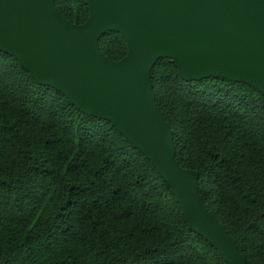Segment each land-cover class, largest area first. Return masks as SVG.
I'll use <instances>...</instances> for the list:
<instances>
[{
  "label": "trees",
  "instance_id": "1",
  "mask_svg": "<svg viewBox=\"0 0 264 264\" xmlns=\"http://www.w3.org/2000/svg\"><path fill=\"white\" fill-rule=\"evenodd\" d=\"M73 24L85 0H55ZM113 61L127 45L98 40ZM175 159L252 264H264V93L224 77L150 71ZM0 264H227L189 230L170 187L107 120L77 110L0 51Z\"/></svg>",
  "mask_w": 264,
  "mask_h": 264
},
{
  "label": "water",
  "instance_id": "2",
  "mask_svg": "<svg viewBox=\"0 0 264 264\" xmlns=\"http://www.w3.org/2000/svg\"><path fill=\"white\" fill-rule=\"evenodd\" d=\"M82 24L55 0H0V51L77 110L109 121L170 187L189 230L227 264H252L208 210L198 174L175 159L169 125L155 101L150 71L172 58L185 80L246 82L264 93V0H85ZM118 32L127 52L113 61L98 40Z\"/></svg>",
  "mask_w": 264,
  "mask_h": 264
}]
</instances>
